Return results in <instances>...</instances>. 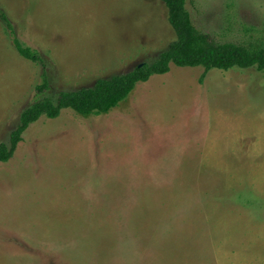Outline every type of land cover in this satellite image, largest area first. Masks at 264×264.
<instances>
[{
  "label": "rangeland",
  "instance_id": "obj_1",
  "mask_svg": "<svg viewBox=\"0 0 264 264\" xmlns=\"http://www.w3.org/2000/svg\"><path fill=\"white\" fill-rule=\"evenodd\" d=\"M218 42L264 35V0H186ZM0 143L35 99L150 62L160 0H0ZM46 77L42 93L36 86ZM0 264H264V73L170 64L109 112L40 117L0 162Z\"/></svg>",
  "mask_w": 264,
  "mask_h": 264
},
{
  "label": "trees",
  "instance_id": "obj_2",
  "mask_svg": "<svg viewBox=\"0 0 264 264\" xmlns=\"http://www.w3.org/2000/svg\"><path fill=\"white\" fill-rule=\"evenodd\" d=\"M160 1L167 9V19L176 36L167 48L150 62H142L125 73L99 78L90 87L35 99L21 112L8 142L0 143V162L12 157L24 131L40 117L55 118L64 108H70L81 116L107 113L129 95L137 82L146 81L153 74L168 72L171 63L179 67L202 66L205 72L211 68L229 70L234 67H253L264 73V35L240 43L218 42L195 27L186 0ZM0 22L11 36V42L20 56L32 63L44 65L37 50L15 37L11 22L1 8ZM42 81L36 86L40 93L47 87L44 75Z\"/></svg>",
  "mask_w": 264,
  "mask_h": 264
},
{
  "label": "water",
  "instance_id": "obj_3",
  "mask_svg": "<svg viewBox=\"0 0 264 264\" xmlns=\"http://www.w3.org/2000/svg\"><path fill=\"white\" fill-rule=\"evenodd\" d=\"M141 64H139V66H140Z\"/></svg>",
  "mask_w": 264,
  "mask_h": 264
}]
</instances>
